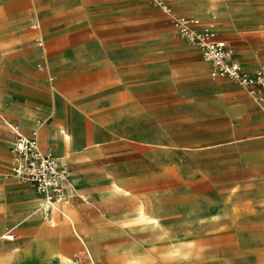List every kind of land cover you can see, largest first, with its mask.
<instances>
[{
  "label": "rangeland",
  "instance_id": "1",
  "mask_svg": "<svg viewBox=\"0 0 264 264\" xmlns=\"http://www.w3.org/2000/svg\"><path fill=\"white\" fill-rule=\"evenodd\" d=\"M252 2V12L264 14V8L256 6L258 0ZM173 15L151 0H0V41L10 33L31 36L15 50L21 46L27 54H37L23 68L27 103L33 105L47 100L52 78L57 79L54 74H43L51 69L54 57L46 36L40 33L43 19L48 31L56 24L58 34L77 40L73 50L64 54L68 96L87 101L107 94L104 89L114 84L111 71H124L127 87H133L138 82L134 78L141 77V115L129 108L128 117L120 122V126L126 123L125 129L117 136L141 138L143 166L130 168L135 170L137 195L150 210L147 218L135 220L134 206L128 207L120 195L106 190L101 196L109 195L108 208L115 211L120 205L126 215L111 213L95 221L93 227L87 218L90 211L85 194L91 187L84 181L85 186L78 188L68 179L70 199L65 205L75 211L83 238L97 255L110 254L117 264H264V167H223L230 156L225 150L228 143L238 150L249 148L250 142L256 147L264 135L263 123L256 106L248 105V119L227 124L219 107L211 102L212 86L180 71L172 77L165 73L160 57L150 55L153 47L163 46L159 52H172L175 63L184 60L190 48L170 27ZM235 22L230 24L237 25ZM230 24L227 28L231 31L251 29ZM263 34V30L239 34L240 41L258 44L253 46V56L264 50ZM173 36L178 44H162ZM38 40L44 44L39 46ZM223 40L236 53L235 44ZM150 66H154L152 71ZM150 76L155 82L149 83ZM219 81L229 92L238 86L227 78ZM231 130L242 133L243 138L230 141ZM4 136L0 128V137ZM97 138L111 140L103 132H97ZM5 147V140L0 139V172L11 175L4 167ZM10 150L12 147L7 158ZM99 209L104 210L102 206ZM36 211L42 213L36 204L27 210L15 202L13 226L0 233V264H44L41 260L51 252L76 264H90L78 240L73 248L74 239L54 232L56 239L37 241L41 225H58L64 220L59 215L60 220L33 217ZM4 235L14 239L7 240ZM93 258L95 264H106L105 256L102 261L99 256Z\"/></svg>",
  "mask_w": 264,
  "mask_h": 264
},
{
  "label": "crops",
  "instance_id": "2",
  "mask_svg": "<svg viewBox=\"0 0 264 264\" xmlns=\"http://www.w3.org/2000/svg\"><path fill=\"white\" fill-rule=\"evenodd\" d=\"M258 2L260 4L257 3L256 6L259 7L260 5L261 8H264V0H258ZM218 5L223 7L220 8ZM170 6L174 15L195 18L199 20L201 26L213 25L219 39H227L235 44L234 47L237 54L233 52V61L239 64L246 73L254 75L264 68V50L260 51V56L258 54L253 56V46L258 44L252 43L250 40L246 42L240 41L241 37L239 34L241 33L264 31V14L252 12L255 6L252 0H171ZM234 19L237 25L230 24ZM229 24L235 28L246 26L251 29L248 31H231L227 28ZM42 25L43 29L40 33L46 36L49 47L53 49L54 56L51 69L43 74L48 76L54 74L57 79L52 78V91H48L47 100L37 101L34 105L27 103L29 98L27 93L28 85L24 78L27 74L23 68L28 61L36 58L37 54H27L23 48H20L21 46H18L17 50H15L17 44L22 45L28 42L31 36H23L22 33L16 36L10 33L5 41H0V77H3L0 78V128L5 134L0 139H4L6 144V165L4 167H7L8 171L13 162L11 150L7 158L8 150L12 147L15 136L11 129L13 125L25 136H29L31 132L35 131L40 149L52 152L59 170L66 174L68 179L76 182V187L79 188L82 185L85 186V184L91 187L92 190L85 192L90 211L87 218L92 222L91 225L95 227V221L106 219L111 213L121 217L126 215L120 205L117 210L111 211L106 200L109 195L101 196V193H104L112 185H117L121 188L129 187L130 184L136 186V188L138 186L135 170L130 167L143 166L140 156L142 147L139 140L141 138L135 135L128 137L125 135L117 136V133L119 130L123 131L125 129L124 125L126 123L120 126V122L128 117L127 110L129 108H133L134 111L137 110L138 116L141 115V77L137 76V78H134L138 82L133 87H127L124 84V71H111L109 73L113 78L114 84L104 89L107 94L102 95L98 99L87 101H80L68 96L66 94L68 89H66L67 84H65V81L69 74L64 73L67 68L64 54L73 50L72 45L77 40L71 37H62L58 34V26L56 24L54 28L52 27L48 31L46 29V19L42 20ZM170 27L174 30L171 22ZM177 37L180 38L178 34ZM252 38L253 40L257 39L256 37ZM262 38L263 42L261 44H264V34ZM180 40L182 41L181 38ZM183 42L190 48L186 49V58L180 62L175 63L172 61V52H159L158 49L163 46H154L150 51V55L155 58L160 57L165 73L169 77H172L175 71H180V73L196 80H203L207 86H212L214 98L211 102L219 107L220 114L227 124L233 125L248 119L251 113H248L249 109L247 106L253 107L254 105L257 108L256 115L261 119L264 127V112L248 93L247 89L234 81H230L238 86H235V88L231 87L230 92L223 90L227 87V85L219 81V79L223 78L210 76V66L202 60L200 50L184 40ZM224 42L226 43V41ZM172 43L178 44L174 36L172 41L162 44ZM153 67L150 66L151 71L154 69ZM152 82L155 81L150 76L149 83ZM22 99L24 100L22 101ZM97 132L106 133L111 140L109 142L97 140ZM230 133V141L243 138L242 133L238 131L231 130ZM245 135V138H248V135ZM127 140H130V142ZM228 144V148L225 150L230 152V156L223 161V167H236L238 164L243 165V167H264V135L261 141L256 142V147L253 146L254 142H250L251 146L245 150H238L232 142ZM125 146L129 147L126 148ZM125 149H129L132 153L127 154ZM131 156L133 157L131 158ZM68 194L69 190L67 187L64 202L62 201L54 208L45 209L42 206L40 195L37 194L31 184L24 183L13 175L4 174L1 171L0 233L13 226L14 216L12 209L15 202L25 206L27 210L36 204L42 210V213L39 211L33 212V217L36 218H41L43 215L45 218L56 217L58 219L57 215L63 218L65 216L61 210L65 208V210H71L78 221L75 211L65 205L70 199ZM99 206H102L104 210L101 209V211ZM16 220L21 219L19 217ZM63 223L60 221L58 225ZM51 226L44 224L39 227L37 241L56 239L57 236L52 232ZM76 226H80L78 222ZM80 228V233L83 236L82 227L80 226ZM68 231L75 242V247L73 248H76L78 241L72 234V232L75 234V231L71 223ZM17 233L23 234L24 232L17 229ZM88 246L91 252L92 249L96 252L95 254L92 252L93 257L99 256L101 261L102 257L111 256L110 254L97 255V250L91 245ZM87 258L91 264H95L94 258L92 260L88 254Z\"/></svg>",
  "mask_w": 264,
  "mask_h": 264
},
{
  "label": "built area",
  "instance_id": "3",
  "mask_svg": "<svg viewBox=\"0 0 264 264\" xmlns=\"http://www.w3.org/2000/svg\"><path fill=\"white\" fill-rule=\"evenodd\" d=\"M153 4L172 14L171 0H151ZM171 25L178 36L190 45L196 46L201 58L210 66V76L227 78L247 89L264 112V68L250 75L233 61L232 49L218 38L213 25L201 26L199 20L184 15H173ZM38 40V45L42 46ZM12 145L13 162L10 173L18 180L31 184L41 197L45 209L54 208L65 199L68 177L59 170L57 161L50 150L39 147L37 133L25 136L17 127Z\"/></svg>",
  "mask_w": 264,
  "mask_h": 264
},
{
  "label": "bare ground",
  "instance_id": "4",
  "mask_svg": "<svg viewBox=\"0 0 264 264\" xmlns=\"http://www.w3.org/2000/svg\"><path fill=\"white\" fill-rule=\"evenodd\" d=\"M136 186L129 185V187L126 188H121L117 185H112L109 190L110 195H120L122 197V201L124 204H126L128 207L129 206H134V212H135V220H142L147 218V215L149 213V209L147 205H145L141 200L140 197L137 195L136 192ZM65 200V199H64ZM63 200V202H64ZM61 212L64 214L65 217H63V220L66 224H60V225H52V232L59 233L63 238L65 239H71L70 233L68 231V227L70 223L72 224L73 230L75 231V234L72 232L74 237L81 243L82 247L84 250L88 253L89 257L93 260V254L85 242L82 234L80 233L81 228L80 226L77 227V219L75 215L71 212V210H61ZM39 215V213H38ZM41 215V214H40ZM43 215V214H42ZM149 221V220H148ZM143 222V221H142ZM141 223V222H140ZM68 225V227H67ZM71 227V226H70ZM86 233V232H85ZM3 238L7 240H13V236H6L4 235ZM44 264H76L74 262H70V260L66 257H64L60 253H50L44 260H41ZM93 262V261H92ZM105 263L106 264H117V260L114 258V256H105ZM91 264V263H90Z\"/></svg>",
  "mask_w": 264,
  "mask_h": 264
}]
</instances>
